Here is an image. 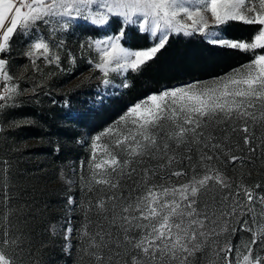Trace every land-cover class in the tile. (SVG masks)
Listing matches in <instances>:
<instances>
[{
  "label": "snow or ice",
  "instance_id": "snow-or-ice-1",
  "mask_svg": "<svg viewBox=\"0 0 264 264\" xmlns=\"http://www.w3.org/2000/svg\"><path fill=\"white\" fill-rule=\"evenodd\" d=\"M114 18L123 25L117 33L81 45L90 73H100L97 87L104 90L129 87L124 74L139 72L154 59L170 34H200L213 46L251 59L211 81L149 94L92 137L90 156L81 161V168L86 164L88 170L87 177L80 176L81 186L112 194L81 205V259L89 257L90 264H264L262 185L243 183V174L239 181L225 175L221 165L243 166L246 158L233 154L230 135L222 142L214 135L221 125H229L231 132L244 133L249 153L264 151V137L253 132L257 126L264 128V0H0V113L19 107L29 91L20 86L23 76L11 75L9 61L2 58L15 36L31 41L23 53L30 61L24 70L30 66L41 71V58L46 64H60L50 37L80 22L106 31ZM233 24L250 27V35L226 37L224 28ZM129 26L147 34L153 46L125 47L122 40ZM42 28L49 36L41 34ZM55 47L62 48L63 41ZM71 62L76 63L74 57ZM113 76L124 79L116 84ZM26 123L14 120L11 126ZM235 150L243 151L239 145ZM148 161L158 163L141 168L140 179L125 196L121 181L131 179L137 166ZM174 164L180 167L172 170ZM10 171L9 161L0 160V264H24L23 240L13 222L24 208L14 204ZM158 176L163 183L153 182ZM173 177L182 182H173ZM209 193L210 199H202ZM68 203H75L71 196ZM93 210L99 218L94 232L89 231ZM51 231L56 233L55 225ZM71 232L69 226L65 240ZM244 232L249 237L234 244L235 236Z\"/></svg>",
  "mask_w": 264,
  "mask_h": 264
},
{
  "label": "rangeland",
  "instance_id": "rangeland-1",
  "mask_svg": "<svg viewBox=\"0 0 264 264\" xmlns=\"http://www.w3.org/2000/svg\"><path fill=\"white\" fill-rule=\"evenodd\" d=\"M114 20L116 28L112 25ZM122 26L119 20L114 18L106 31L94 30L91 25L80 22L78 26L57 33L50 39L53 50L58 51L60 55V64L59 66L46 64L41 58L37 61L41 71H35L30 66L27 71L24 70L25 66L30 64L29 59L23 55L28 43L31 42L27 37L15 36L11 41V51L2 55V58L9 61V73L14 77L22 75L20 86L29 90L20 98L22 103L19 107L0 113V160L9 161L11 191L16 197L14 204L24 208L23 213L13 218L23 240L24 264H90L89 257L84 256L81 259L83 245L79 231L85 221V215L80 203L77 211V199L81 197L86 204L89 200L94 202L102 194L112 193L107 189L102 193L99 188L93 192L82 188L80 176L83 174L87 177L88 170L86 164L81 168V161H86L90 156L88 149L92 137L102 132L118 117L99 130H96L97 126L90 129L80 127L76 118L92 110L106 96L114 94L121 88L104 90L97 87L100 82L96 77L100 73L98 71L90 73V66L87 63L89 57L82 56L81 45L87 39L117 33ZM41 34L49 36L47 29L42 28ZM149 39L151 45L148 47H152L153 40L150 37ZM60 41H63V47L56 49L55 45ZM73 57L76 60L75 64L71 62ZM127 73L124 74L125 77ZM90 74L92 78L85 81L84 78ZM214 78L216 77L195 81H211ZM123 79L124 77L113 76L116 84H120ZM2 83L0 81V84ZM33 87L37 89L35 92L30 91ZM101 92L105 93L103 99L98 98ZM14 120H27L29 123L12 127L11 122ZM224 128H228L229 131H223ZM253 132L255 137H264V128L260 126L255 127ZM214 135L219 138L217 142H222L226 135H230L233 154L246 158L243 166L239 163L228 167L221 165L225 175L233 181H239L243 174V183L247 185L259 183L262 187L258 191L264 192V151L257 149L254 154L249 153L248 148L243 145L244 133L231 132L229 125H221L215 130ZM104 142L106 141L101 143ZM256 143L258 144L259 140ZM236 145L243 151L235 150ZM195 160L196 154L193 153V162ZM157 163L158 161H148L137 166V172L131 179H124L127 181L122 186L124 195L127 196L128 190L135 187V182L140 179L141 168L154 167ZM183 166H188L187 160ZM179 167V164H174L172 170ZM62 175L73 183H66ZM182 179L177 180L173 177V182L179 183ZM153 182L163 183L159 176ZM69 196L75 202L72 205L68 203ZM210 196L211 193L202 199L208 200ZM89 219L92 221L89 231L94 232L99 219L95 210L89 213ZM52 225L56 226L55 234L51 231ZM69 226L72 232L70 239L65 240L64 236ZM249 235L247 232L238 233L233 243H238L242 237L247 238ZM66 245L70 246L67 251Z\"/></svg>",
  "mask_w": 264,
  "mask_h": 264
},
{
  "label": "trees",
  "instance_id": "trees-1",
  "mask_svg": "<svg viewBox=\"0 0 264 264\" xmlns=\"http://www.w3.org/2000/svg\"><path fill=\"white\" fill-rule=\"evenodd\" d=\"M112 25L116 28V20ZM250 33L251 28L241 24L227 26L223 31L226 37L232 39L246 38ZM122 44L129 48H144L150 46L151 41L147 34L129 26L126 28ZM250 59L249 54L209 44L200 34L193 36L170 34L165 46L154 59L139 72L127 73L129 87L121 88L114 94L106 96L92 110L77 116V123L87 129L97 126L96 130H99L124 113L130 105L149 94L190 81L223 75ZM123 183L127 181L122 180L121 186L124 185ZM81 200L82 198L78 197L77 211L84 202Z\"/></svg>",
  "mask_w": 264,
  "mask_h": 264
}]
</instances>
